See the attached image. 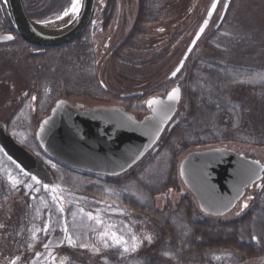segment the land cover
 Wrapping results in <instances>:
<instances>
[{"label":"trees","instance_id":"16d2710c","mask_svg":"<svg viewBox=\"0 0 264 264\" xmlns=\"http://www.w3.org/2000/svg\"><path fill=\"white\" fill-rule=\"evenodd\" d=\"M22 1L28 16L39 22L61 15L70 5V0ZM236 2L230 4L221 26L206 37L205 51L187 59L180 73H185L181 106L185 104L187 109L183 117L172 121L156 147L132 170L118 177L100 179L78 172V179H97L101 187L123 189L124 198L135 210L165 229L167 237L159 246L160 259L166 254L169 259L183 263L207 264L210 260V264H215L218 261L213 256L231 253L237 262H244L264 249L262 190L245 211L226 220L200 212L188 194L182 195L174 210L170 204L159 210L153 202L156 195L179 191V156L191 147L226 141L264 147V25L257 22L259 15L264 16V0H238L239 5ZM140 25L142 30L143 23ZM86 38L87 33L79 38L77 46L70 43L43 53H32L30 45L18 38L0 44V52L11 62L25 66L30 85L40 97L46 89L56 91L62 84L65 90L88 93L90 89L106 95L98 83L92 42ZM135 38L142 40V36ZM171 40L173 43L176 36ZM147 52L149 56L156 55L149 57L150 61L160 56ZM127 54H122L126 62L119 58L110 62L111 70L124 74L122 70L128 61L136 65L150 62ZM165 86L166 82L156 89ZM54 175L60 178L56 172ZM91 188L87 185L84 190ZM253 236L257 237V243L252 241ZM160 259H146L141 264H160ZM123 264L130 263L126 260Z\"/></svg>","mask_w":264,"mask_h":264},{"label":"rangeland","instance_id":"374dc122","mask_svg":"<svg viewBox=\"0 0 264 264\" xmlns=\"http://www.w3.org/2000/svg\"><path fill=\"white\" fill-rule=\"evenodd\" d=\"M211 1L201 0L199 2L203 13L200 12L198 15L189 17L185 24L175 28L173 33H175L176 40L161 51L162 53L157 59H154L155 61L148 59L156 55H148L146 40H144L149 37L151 30L146 38L142 36V40H139L141 46L139 50L125 49L123 55L134 54L150 62L145 65H136L128 61V65L124 66L122 70L124 74L119 70L116 72L111 70L107 57L99 59L104 39L101 34L95 35L98 41L95 40L97 51L94 67L97 71L98 83H102L106 95H114L113 100L110 101L108 98L109 100L105 101L106 96L104 95L103 98V95L95 90H92L94 93L90 89L88 93L81 92V90H65L63 84L56 91L46 89L41 96V107L39 108L42 111H39L38 108L36 113L31 114V105L27 101L26 114L29 119L32 118L30 120L33 133L39 120L50 112L58 99L68 100L72 104L83 103L87 107L115 103L124 105L138 119L144 117L147 114L144 104L146 99L149 96H164L173 86V82L168 81V76L180 60ZM191 4L192 0H189V6ZM223 4L224 0H221L206 34L200 38L193 55L205 51L206 37L214 30L213 26L219 19ZM236 5H239L238 0ZM258 18L257 22L264 25V16L259 15ZM181 27L183 31L180 29ZM151 43L149 46L152 45ZM121 61L119 63H121L120 68L122 69ZM24 67L22 63L11 62L9 57L2 56L0 52V120L4 122L18 105L10 100L31 88L30 74L26 73ZM184 75L185 73H182L178 76L180 85ZM164 82L167 83L165 87L156 89L157 85ZM138 90L146 91V95L139 100L134 98L132 102L127 103L117 97L118 94ZM31 92L32 89H30L29 96ZM186 109L185 104L182 106L180 104L175 119L183 117ZM30 115L32 116L30 117ZM14 136L22 143L28 141V136L21 132H14ZM213 147H225L264 162L263 146L226 141L191 147L179 156L178 163L189 151ZM42 158L47 167L60 177L55 179L52 184L36 183L32 176L21 172L0 153V225L2 224L0 227V264H111L112 257L113 264L114 262L123 264L126 260L130 264H141V261L146 259H160L159 246L164 241L163 238L167 237L165 229L135 210L124 198L123 189H113L104 187V185L101 187V182L97 179H78V172L73 174L59 167L50 158L44 155ZM76 180L80 182L72 183ZM178 182L179 191L169 190L167 193L154 197L155 208L162 210L170 204L171 209L174 210L182 195L185 194L191 197L194 206H198L179 175ZM262 182L264 201V178ZM44 185H47L48 188L46 189ZM87 185H91L92 188L85 191L84 187ZM256 195L255 186L250 190L246 189L243 197L232 210L221 217L215 216L214 218L226 220L239 215L249 207ZM262 206L264 207V202ZM60 208H63L64 211L61 212ZM89 213L94 218L90 219ZM112 233H116L117 237H122L121 243H115ZM68 236H71L74 243L68 242ZM125 248L128 250L125 251ZM232 255L231 253H220L213 256L214 260L218 261L215 264H264V249L258 256L244 262H237ZM162 256L160 264H199L175 261L169 259L166 254H162ZM209 262L210 260L207 261V264H210Z\"/></svg>","mask_w":264,"mask_h":264},{"label":"water","instance_id":"95a60500","mask_svg":"<svg viewBox=\"0 0 264 264\" xmlns=\"http://www.w3.org/2000/svg\"><path fill=\"white\" fill-rule=\"evenodd\" d=\"M95 0H83L78 17L60 27L31 20L21 0H3L14 33L25 42L42 51L63 46L86 28ZM231 0H225L218 25L223 20ZM219 0H213L206 15L190 40L170 78L176 83L165 96H153L158 103L146 107L149 113L141 120L119 107H93L80 111L65 100H58L36 132L37 140L46 154L70 168L119 175L134 166L158 141L174 116L181 100L177 75L186 59L208 27ZM215 4V8H213ZM12 33H0V43L8 41ZM179 69V70H178ZM176 73L173 75V73ZM173 89L175 98L169 99ZM142 95V91L122 94L121 97ZM0 122V144L26 170L43 182L53 181L42 161L32 155L11 135L5 134ZM264 163L225 147H214L187 153L179 164V174L186 188L194 195L201 211L220 215L229 211L254 183L260 188ZM253 241H257L253 239Z\"/></svg>","mask_w":264,"mask_h":264},{"label":"flooded vegetation","instance_id":"af4514ba","mask_svg":"<svg viewBox=\"0 0 264 264\" xmlns=\"http://www.w3.org/2000/svg\"><path fill=\"white\" fill-rule=\"evenodd\" d=\"M200 1L201 0H192V4L189 6V0H95L94 8L88 25L72 43H74V46H77V44H79V38L87 33L89 38L86 39L92 42L91 44L93 45V50L96 53L97 43L95 40L97 37H95V35L101 34L103 36L104 42L101 46L102 48L101 52L99 53V59H102V57H107L109 63H113L117 61L118 58L119 60H124L122 54L125 49H129V51L139 50V41H137L135 37L144 36L146 38L149 30H151L149 37L144 39L146 40V50L161 54V51L171 45V39H173V36L175 35V33H173L175 28L185 24L189 17L198 15L200 12L203 13V9H200L199 7ZM0 14V32L14 33L8 21V17L5 13L2 2H0ZM141 23H143L142 30L140 25ZM180 29L182 30V27ZM176 33L178 32L176 31ZM14 37L15 38L11 42H14L18 39L16 35ZM150 42H152L151 46H149ZM132 44L136 47H132ZM31 50L32 53L44 52L37 51V49H34V47L31 48ZM109 63L108 65H110ZM29 93L30 89H27L21 92V94H19L16 98H12L10 101L16 102L18 104L16 109H14L5 122L2 120L0 121L3 122L5 127L3 132H7V134L14 136V132L18 131L28 136V139L29 136H31L34 144L39 147L36 140V132L33 133V129L31 127L32 123L30 119L32 118L29 119L28 114H26V111L28 110V102L31 104V114H34L38 111L37 108L39 105V99H37L35 93L31 92L30 96ZM145 95L146 93L143 96ZM105 96V101H108V98H110V101H112L114 97L112 94ZM117 97L121 98L120 94H118ZM76 104L80 111L84 110L85 107L83 103ZM101 106L115 108L122 107L124 110L131 113V111H129L124 105L112 103ZM31 116L32 115H30V117ZM15 141L27 148L28 151L32 152L37 158L41 157V153L38 151V149H35L33 146H28L26 142L22 143L16 138ZM0 151V153H2V155L7 158V160H10L11 163H13L21 172H24L25 174L32 177L34 176L31 175L30 172L26 171L24 167L20 165L19 162H17L13 157H11L1 146V144ZM36 179L42 183L41 179L38 177H36Z\"/></svg>","mask_w":264,"mask_h":264},{"label":"snow or ice","instance_id":"6c2138e0","mask_svg":"<svg viewBox=\"0 0 264 264\" xmlns=\"http://www.w3.org/2000/svg\"><path fill=\"white\" fill-rule=\"evenodd\" d=\"M66 2H67V0H66ZM82 6H83V0H70V5L68 7H66L64 9V11L62 12V14L61 15H58L56 18L57 19H63L64 17H70L69 23H71L72 20H73V18L78 17V15L80 14V11H81ZM212 7L215 8V4H213ZM7 39H12V37L11 36H8ZM175 74L176 73L174 72L173 75H175ZM177 92H178V89H173V92L169 94V99L171 100V99L175 98V95L177 94ZM147 103L151 106V105H153L155 103H158V101L155 98H153V99H150ZM32 179L34 181H36V183H40V181L37 180L35 176H33ZM44 187L46 189L48 188L47 185H44ZM53 191H55V188H53ZM53 199L55 200V197H53ZM59 210L61 212L64 211L63 208H60ZM88 215H89V218L90 219L94 218V217L91 216L90 213ZM97 222L99 223L100 221H97ZM111 235H112V238L114 239V241H115L116 244L121 243L122 237H117L116 236V233H112ZM67 239H68V242L70 244L71 243H74V241L72 240L71 236H68ZM253 239H256V237H253ZM127 250L128 249L125 248V251H127Z\"/></svg>","mask_w":264,"mask_h":264},{"label":"bare ground","instance_id":"6f19581e","mask_svg":"<svg viewBox=\"0 0 264 264\" xmlns=\"http://www.w3.org/2000/svg\"><path fill=\"white\" fill-rule=\"evenodd\" d=\"M69 19L70 17H64L63 19H58V20H55L53 22H49L48 24H46L48 27H60V26H63V25H66V23L69 22Z\"/></svg>","mask_w":264,"mask_h":264}]
</instances>
